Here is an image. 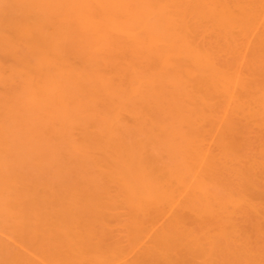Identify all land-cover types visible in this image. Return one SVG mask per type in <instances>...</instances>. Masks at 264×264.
Returning a JSON list of instances; mask_svg holds the SVG:
<instances>
[{
	"label": "bare ground",
	"instance_id": "1",
	"mask_svg": "<svg viewBox=\"0 0 264 264\" xmlns=\"http://www.w3.org/2000/svg\"><path fill=\"white\" fill-rule=\"evenodd\" d=\"M82 1L84 2L82 5L83 7L81 6L83 8V11L80 9L79 10L83 13V18L82 19L80 18L79 20H81V22L83 21L82 22L83 25L82 24L81 25L83 26L82 28H84L85 32L87 31V34L89 36H91L90 35L91 33L93 34V36H91L92 41H91L90 45H92L93 48H95V49H93L94 51L93 50L92 51L95 52V54L94 53L93 54L95 55L96 58L94 56H92L93 54H91V55L88 54L89 59H87V60L84 59L85 63L83 62L81 64H77V63H75V61L74 62L71 61L70 63L67 62L68 60L63 61L62 63L65 64V62H66V65L62 66L63 68L65 67V69H63V72H61V73H57V71H56L57 69L55 68V66L54 67L51 66L52 67L51 70L53 68L56 69L55 73H54V69H53V72L51 70H49V72H51V73L47 72L44 74L40 73L37 75H36V73H34L35 75L31 74V75H34L32 77L30 75V77H31L30 79L33 80V84H32V87L30 88V92H28L29 93L28 97H29L30 101L32 102V104H40V103L46 102L47 106H50L49 103H51V105H53V104L55 105L57 103L60 105V103L63 101L62 99L64 97V96L61 97V95H62L61 93L64 90V88H66V87L71 88L74 86L76 87L77 85H79V83L82 79H85V80L89 79L90 80V76L91 77H94V76L97 77L96 80L94 78H91V81L94 79L93 81H95L96 83L101 85V87H104L103 89H105V90L107 88L110 90V86H112V87L119 86L120 88L125 86V88H127V89L125 90L124 95H122V93H121V98H123V96H124L125 100L123 99L124 102L122 101V103L118 102L120 105H116V106L114 105V108L111 109L113 111V112H111L112 115L111 116L108 115V117L106 118L107 114H111V113H108L109 112L108 110H106L107 113L104 114L105 118H103L104 116H102L101 113H100L101 114L100 116H97V117H99V119H100V117L103 118V121L108 123V127L105 129L109 130V133L107 132V135L109 134L110 136H112L113 132H116L114 130L115 126L117 127V124L120 123V121L122 120L121 111L124 110V108L125 109L128 108L130 110L129 113L131 114V116H133V118L137 122V124L145 121L146 123L144 125L147 126L146 119L147 118L152 119V115L151 116H150V114L146 115V114H144V112H143V114L140 113V109H138V107H137L139 105L133 106L136 103L135 100H137L139 98H143L144 96H147V95L149 97L158 96V93L162 92L165 88L162 84L163 81H166L165 74L169 76L170 74H168V73H170L172 70L173 71V72H171L172 74L175 72H177V74H178V72H180V71H181L180 73H182V71H183V72H185V75L187 77V78H185V79H187V81L184 83L183 82L178 83V84L176 83L177 86H176V84L175 85L171 84V85L179 87V88H177L175 90L176 91L175 94H174V92H171L175 97L173 96V98L170 99V100H173V103H171V102H169V103H171V105L174 108H172L170 106L169 107H170V109L171 108L174 109L173 110L175 112L174 115L179 117L180 121L183 120V122H184V120L185 121L189 120V123H190V121L194 122V121L198 120V122H200L199 121L200 118H204L205 113H206V110H204L203 105L201 103L208 105L209 108H210V106H213V107H211L210 110L213 109V111H214L216 109L218 112L219 109L217 108L216 105H215L216 108L214 109L215 102H213L214 104L213 103L211 104L209 101L211 98V96L209 94L211 92H208V91L210 89L213 91L215 89H219L220 84L222 85L221 88H223L224 87L223 84L224 85L228 84V83L230 84V82H232V84H233V82H235L237 84V86H238V84H241L243 86V88H246V89L248 87H251L250 89H252L253 86L257 88L255 93L252 92V91H255V89L251 91L248 88L251 92L246 91L245 96L247 98L246 97L245 98L247 99V101L250 99L252 100V98L255 99L254 98V97H256L255 95L258 94L257 95L258 100L263 105V107H262L263 110L262 111L260 110L261 113L258 114V116L260 115L262 118L259 117L260 120H258V118H257L258 123H259L258 125L264 123V87H260L258 85V82H260L261 79H260V81L257 82V79H256L257 77L254 78V76H256V74H257V71L258 70L260 71L261 68L258 67L259 68L258 69L257 67H255L256 65L254 64L253 56H252V61H250L251 63H249V65H248V70H249L248 72H249V75L252 76V78L251 77L247 78L248 80L242 79L241 72H240L241 69L240 70L238 69V66H239L238 64H240L239 61H236L235 60L236 58H235L234 60L238 64L235 63V61H233V63L230 61L227 62L228 58L227 59L224 58L227 56H225V53H223V51L220 54H224V57L222 55V57L224 59L220 58L219 52L218 53L216 52L217 50L215 51L216 52L215 53L212 50L209 51V50H206V48L203 49L205 47V45L202 47V45L200 46L199 45L200 43H198V42L197 43L199 46L196 45L197 43H195V41H196L195 39H196V36L199 35V33L196 34V32H198V31L194 29V28L197 29V27L201 25L202 29H205L207 31H208V29H211L212 31H215L217 33V35H219V37L222 35L224 38H226V35H227V37L229 38L232 35L231 34L232 31L236 32L235 29L238 30V28L242 33H244L243 35L248 36V34H250L253 30H255L256 26H260L259 24L257 25V23L262 22L263 30H262V33H261L259 39L264 41V3L263 2H262V5L260 4V6L258 8V6H257L258 4H256L257 0H154L155 5L154 4L151 5V3H149V5H145L143 3L144 6H143V4H140L141 6L138 4L140 6L138 8V6L136 7L135 5H133L134 3L128 2L129 0L128 1L127 0H82ZM148 2H150V1H148ZM259 2L260 1H258L257 3H259ZM140 8H142V10H140ZM82 13H81V16H82ZM140 13H142L147 18L152 16V15L157 14L160 18V21H161V19L165 20V22L161 21L164 24H166L165 26H163V28L165 27V29L163 30V32H165V34L156 32L155 29H152L151 26H150L151 28H149L146 25V21H148V20L145 21V24L143 21V26H142L141 18L143 16L141 17V15H139V18L141 20V25H140V21L136 20L138 14H140ZM81 16L79 15V17H81ZM144 19H146V18L144 17ZM194 25L195 26L198 25V26L195 27ZM141 26H142V28L140 29ZM168 27H173V29L172 28L168 29ZM29 28L31 29V27H28V25L25 26V29L28 30ZM151 29L154 31H152ZM198 29H200V28L198 27ZM257 29H258V27H257ZM108 30H110L112 32L116 31L119 36L117 35L115 37L114 35L113 36L111 35L112 36L111 37L110 34L109 35L107 34L109 32ZM193 31H195L194 34H196L195 38L193 36L194 34L192 33ZM202 31H204V30H202ZM207 31H206V34H207ZM26 32H28V31H25L24 33H26ZM199 32H201V31H199ZM208 33H213V32L210 31ZM202 34H201V36H202ZM228 34H229V36H228ZM213 36H214V33H213ZM93 37H94V39H93ZM198 37L199 36H197V38ZM93 40H95V41H93ZM259 43H260V41H259ZM263 45H261L262 46L261 50L264 52V50L262 49V48H264ZM222 47L223 46L221 45V48ZM259 47H260V45H259ZM209 48L210 47H208V49ZM215 48H217V45ZM218 48H220L219 45H218ZM261 50H259V51H261ZM257 51H258V49H257ZM257 51H255V52H257ZM225 52H227V51H225ZM98 56H101L102 58L98 57ZM263 56H264V54H263ZM70 58H72V57H70ZM146 58L147 59L148 58L154 59L153 66H149L147 63H145L143 61V60H145L148 62L149 59L146 60ZM72 60H74V58ZM237 60H240V59H237ZM76 62H78V61H76ZM57 63H58V61H57ZM101 63H102V65H106L108 67V69L106 70V68L104 69V67L102 66L103 67L102 69H104L106 71L103 70L104 71V74H103V71L101 69H97V70H99L98 75H97V71H94L93 69L97 68V66L95 67L96 64H101ZM143 63H145L144 66H143ZM49 68H50V66H49ZM89 68L92 71H90ZM90 72L92 74H90ZM100 72H101V74H100ZM166 72H168V73H166ZM86 73H88L89 75H87ZM258 73H260V72H258ZM87 76H89V77H87ZM176 76L177 75H175V77ZM181 79H182V77H181ZM85 80H83V82ZM88 81H86L87 84H88ZM91 81H89V84ZM115 82H116V84H115ZM93 84H94V82H93ZM232 84H230V88L234 87ZM188 85H190L191 86L190 88L191 89L193 88V90H191V89L185 90L184 88L185 87L187 88ZM192 86H197V87L204 86L205 90L202 88H199L196 90V88L192 87ZM217 86H219V88H217ZM225 86H226V88L229 89L228 85H225ZM168 87H169V85L166 86V88H168ZM169 88H168V91H170V90L173 91L175 89L174 87H173L174 88L173 90L169 89ZM194 88H195V90H194ZM226 88H223V89H226ZM234 88H236V87H234ZM78 89H80V88H78ZM99 90H100V88H99ZM111 90H113V89H111ZM199 90L200 91L204 90L203 92H208V94L205 96L204 95L199 96V94H196L197 92H200ZM241 90H243V89H241ZM233 92L234 91L231 90L227 94L232 93V95H233L234 94ZM63 93H67V92L65 91ZM238 93H240V91ZM163 94H165L164 91H163ZM208 95H209V97H208ZM232 95H231V97H232ZM69 96H70V94H69ZM71 96H72V94H71ZM91 96H93V95H91ZM66 97L68 98V96H65V98ZM233 98H235V97H233ZM231 100H233V99H231ZM120 101H121V99H120ZM116 102L114 101V103H116ZM181 102L182 103L184 102L185 104H187V105H185L189 110L187 112V114H186L187 110L185 109V106H183L184 103L182 104ZM241 102H243V101L241 100ZM245 102H246V100H245ZM248 102H250V101H248ZM149 103H150V101L147 102L146 104H149ZM169 103H167V104H169ZM249 104H251V103H249ZM249 104H246V105H249ZM42 105H44V104H42ZM149 105H151V104H149ZM222 105H223V102H222ZM242 105H243V103H242ZM106 107H108V105ZM139 108H140V106H139ZM150 109H151V107H150ZM182 110H184V111L182 112ZM220 111L225 112L224 109L220 110ZM220 111L218 113L222 114V112H220ZM184 112H185V114H184ZM235 112H237V111L235 110ZM169 114H170V112H169ZM207 114H209V111ZM220 114H218V115H220ZM223 114H222V116H223ZM252 114H254V113H252ZM261 114H263V115H261ZM234 115H235V113H234ZM214 116H217V115L214 114ZM153 117H154V115H153ZM164 117H166V114L164 115ZM223 117H225V116H223ZM223 117H222V119H223ZM226 117H230V116H226ZM232 117L234 118V116H232ZM255 117H256V115H255ZM173 118H176V117H173ZM220 118H219V120L218 119L217 120L221 122ZM90 119H91V117H90ZM205 119H206V117H205ZM208 119H210V118H208ZM211 119H213V116L211 117ZM227 119L228 118L225 119L226 124L223 122L224 127L221 124V129L223 128V130L220 132V134L218 136L217 142H219V148H218L219 150H217L218 152L216 151L215 154H212V153L209 154L208 152H206L209 150L205 151V149H206L205 147L203 148L200 145H198L199 148L197 150L193 149V150H196V152H194L192 155L191 154L192 153L191 148L194 145L189 144L190 140L189 141L187 140V138H189V137H188V135L186 136L185 143L188 141V143H186L187 147H188V145H190V147H191V148L189 147L190 149L188 148L189 149L188 152H189V154H191V156L194 159V160L191 159V161H193V163L196 164V165L193 164L195 166L191 165L189 168L191 169V171L193 170L192 167L197 168V169H194V171H193V177H192L193 178V184H191L192 185L191 187H193V185L195 184L194 186H197L199 189L198 193H196L197 192L196 188L193 187L192 189H194L195 190L194 192L196 193V194H193V197L191 196V193H194V192H191L190 195L188 194L189 196H191V198H189V200L187 198L188 201L185 200L186 202L183 201L182 202L183 205H181V206H180L181 202L178 201L177 204H179L180 208L181 207L182 208L181 209L175 208V209H177V212L173 215L171 220L167 217V219L170 220V223L168 221L169 225L164 224V226L165 225L166 226L165 227L163 226V228L161 227L162 230H161V228H159L160 233L157 234V236L153 235V237L154 238L156 237L157 239L153 240V245L147 249L148 250L147 252H144V249H143V254H142V252H140L142 255L138 254L135 256L136 258H134L132 261L128 260L129 262L126 261V263H125V261H123L124 263L122 262L120 264H196L192 260L196 259L195 256L199 257L198 253L197 254L195 253L197 248L195 250H193V248H191L189 246L191 248L189 250L188 247L187 248L185 247L186 251H188V252L183 255L182 254L183 250H181L182 248H180L181 247L180 241H182V242H185V241L183 240L184 238L183 239L180 238L182 236H185V238L186 237L187 238L192 237L193 240L194 241L197 240V242L200 239H201L200 242H202V240L205 239L207 242L204 241V243L209 242V245L211 247V252L213 253V254L211 253L209 255H214V253H215L214 248L215 249L219 248V250H221L220 247L223 246L222 251L221 252L219 251L221 254H224L223 258L222 257L220 258V256H219V258L222 259L223 261L222 260L218 261L219 259L217 258L218 259L217 261L213 260L215 262V264H229V263H231V264H233V263L234 264H264V242H263V245L261 243L258 245L257 239L254 240L255 243L251 239V237L255 236V235H257L258 238L264 236V206H262L263 200H264V190L262 189V186H264V185L261 182L262 178H263V177L261 178V173L264 175V142L258 144V146L256 145L257 147H255V150H256L255 153L251 152V149H254V148L250 147V145H252V144L249 142V140H248L249 138H247L248 133H249L248 132L249 130H246L248 128V127L246 128L247 125L239 126V125H237L238 123L235 120H233L231 118L228 120ZM251 119H253V118H251ZM87 120H89V119H87ZM99 121L103 122L101 120H99ZM151 121H153V120H150V122ZM161 121H162V119H161ZM207 121L208 122L210 121V123L212 121H214L213 124H216L215 123V121H216L215 117H214V120H207ZM255 121H256V119H255ZM86 122H88V121H86ZM89 122H90V120H89ZM100 122H99V124H100ZM121 122H123V121H121ZM156 122H157V120L154 122V124ZM158 122H159V120H158ZM210 123L208 125H210ZM161 124H162V122H161ZM196 124H198V123H196ZM246 124H247V122H246ZM152 125H153V122H152ZM199 125H200V123H199ZM158 126H159V124H158ZM261 126H263V124L260 125V127ZM212 127H210L212 130H216V128L213 129ZM244 127H245V129H244ZM3 128H4L3 125L0 124V184L2 185V187L6 186L7 188H11V187L14 188L16 185L14 182L15 176L12 173L8 172L9 170L6 168V164H5L6 162L4 161V157L8 154L7 153L8 151L6 149L7 147H5L6 144H4V141H3L4 139H2L1 132L3 131L2 130ZM155 128H157V127H155ZM262 128H264V126ZM211 129H210V134L212 131ZM200 130H203V129H200ZM199 132H201V131H199ZM203 132L204 131H202V134H205ZM208 133H209V131H208ZM246 133H247V135H246ZM194 134H195V132H194ZM194 134H193V136H191V138H193V140H194V137H196V136H194ZM206 135H207V133H206ZM117 137L118 136H116V138ZM201 138H203V137H201ZM201 138H200V140H201ZM260 138H262V137H260ZM195 140H197V138H195ZM195 140H194L195 143L196 142L201 143V142H198ZM243 140H245L246 142L248 140L249 146L247 143H245L246 146H244L245 141L243 142ZM250 140H252V139H250ZM115 142H118V141H115ZM257 142L259 143V141H257ZM206 144H207V142H206ZM102 146H105V143H104V145L102 144ZM106 147L110 148V146H107V145H106ZM115 147H112V148H115ZM119 147H122V146H119ZM119 147H117V148L119 149ZM187 147H186V151H187ZM79 148H80V146H79ZM124 148H126V147L124 146ZM129 149H131V148H129ZM89 150H91V148ZM134 150H135V148H134ZM186 151L184 153H186ZM239 151L240 152L242 151L241 153L243 155H245L246 158H248L247 159L248 161H245V162L243 161L240 164H234L235 162H233L232 160L237 161L235 157L237 155H238V157H240L239 155H241V153L239 154L238 153ZM127 152H130V151L128 150ZM138 152H137L136 157L133 155L136 153H133L132 157L126 158V155H125V158L123 156L124 159L122 158V159L113 160V161L117 162V163H115V165H116L115 167H117V169H116L117 174L116 173L114 174L116 176L115 178L119 182L118 185H120V187L124 190L125 194L127 195L126 196L127 197L126 202H128V204H129L128 206L130 207V208L129 207L127 208L128 214L126 213L128 215V217L130 215V218H129L130 220H128V221H131V224H130V222L127 221L129 224L128 227L130 225L132 226L133 229L136 227V232H135V229H134V231H132L133 229L130 228L131 226L129 227V229H131L130 232H134L133 234L129 232L130 235L131 234L134 235L133 236L134 238L132 237L133 239H131L129 237L133 243V244L130 243L131 245H133V247H130V250H133L131 248L136 249V247L142 246L143 243H141V241H143L144 238L147 236V234L149 235V233L152 230V227H150V226L156 225L155 222L158 223V221L161 220V218L165 217V215L168 212H170V210L174 206L176 207V205H177V204H175L177 202L176 201V195H175L176 191L169 186L170 180H167V182H165L163 180V177L159 175L160 170L158 172L159 174L157 173V168L155 166L157 164L155 163L154 166L150 165L149 162L146 164V162H145L146 160L143 159L144 157L141 158L143 154H141V157H140ZM209 152H213V151L210 150ZM106 153H107V151H106ZM110 153L113 154L114 151H112ZM110 153L108 152V154H110ZM184 153L182 152V154H184ZM235 153H236V156L233 157ZM108 154H106V155L108 156ZM117 154H119V153L116 152V156H117ZM114 155H115V153H114ZM121 156H122V153H121ZM182 156H183V158L189 157V156H184V155H182ZM108 157H111V156L109 155ZM232 157H233V159H232ZM245 157H244V160L246 159ZM105 159H106V157H105ZM238 160H243V159L239 158ZM191 161H190V159H188V160H185V163L186 162L191 163ZM185 163L183 165H186ZM183 165H181V167ZM176 166L178 167V165H176ZM112 167H114V166H112ZM169 168H171V167H169ZM178 168L177 169L175 168L176 170L168 171V173H169L168 176H170L169 178L172 179V176L176 175L177 180L179 182H182L184 185L185 184L187 185V182L189 180L187 181L185 178H182L183 176L182 177L179 176L181 174L180 173L181 169L180 168L178 169ZM185 169H187V167ZM113 170H115V168ZM183 170H184V168H183ZM164 173H166V172H164ZM188 173H189V171H188ZM208 178L211 180L210 183L208 181ZM263 180H264V178H263ZM189 183H190V181H189ZM219 184H222V189H221V186H219ZM3 185H5V186H3ZM189 186H190V184H189ZM224 186H225V188H224ZM178 187H179V185H178ZM217 187H219L220 189ZM181 188H180V190H181ZM188 189H189V187H188ZM192 189H191V191H192ZM19 190H17V191H19ZM183 190H182V192H183ZM5 191H7V190H5ZM124 192H122V193H124ZM72 193L71 194L68 193L69 196H71ZM108 193H111V192H108ZM7 194H9V193H7ZM21 194H18L19 197L17 200L21 199L20 198ZM33 194L36 195V196H32V198H34V197L36 198L35 201H31V199H30L31 197H29L28 195H27L28 196L27 197L24 194H23L24 196H22L24 199H21V200L24 201L25 197H27L32 202L31 203L27 199L30 202V204H32V205L36 204V205L31 206V207H33L31 210L28 207L29 204H27L28 206L25 205L27 207H24V208H29V210H30L29 214L33 215L34 218L36 217L35 218L36 220H34V218H32L33 221L31 222V223H33L36 221L35 224H32V226L35 225L34 227H32L33 233H31V231H30V233L32 235V240H34V241L32 243L29 242L30 241L29 238L27 239L29 241H26V242H29L31 244V246L29 245L30 247H33L30 249H33V253H34L33 255L34 256L33 255L27 256V254L25 255L24 253L23 254L21 253V255H22L21 256L20 254L15 252L14 256L16 257L18 254V256L16 258L19 260L15 264H94V263L101 264L102 263L101 261H103V260H105L104 263L106 261L108 262L106 264H109V262L112 264L114 262L113 260L117 261V259H115V257L117 258V256L111 257V259L108 258L109 261L106 260L108 255L111 256L112 253L115 252V251H113L112 253L111 252L109 253L110 247H112L111 244L114 245V244L120 243L121 245H119V247L120 246L122 247V241L123 242L127 241V239L119 237L118 235H120V234H119L118 230H117L118 235L116 236L114 234L113 230H111L109 232L110 229H108V228L104 229L103 227H100L101 225L103 226L104 223H106L105 219H103V220H105L104 223L102 222L103 220L102 221H99V219L97 220L98 217L100 218L101 214H103V216H102L103 218L106 215L107 216V217H105L106 219L107 218L110 219L111 216L116 215L117 211L116 210H115V212L113 211V209H116V208L112 207L113 203H115L116 200H114L115 202L111 201L112 204L109 201L110 205H107L106 206L107 208L104 207V209H105V210L103 209L104 211H102V209H100L102 212H100V210H98L97 207L101 206L102 204L103 205H105L106 203L108 204L107 195L105 196L106 197V199H105L106 203H104L105 200L102 202L99 201L98 206L94 207V205L97 204L96 200H94V203L96 202V204L92 203V206L95 209L93 208L94 210L92 211L93 212L92 216H89L88 218H86L84 216L85 215L84 213L87 210L85 211L83 206H81L83 208L78 207L76 209L70 207L71 208V210H70V208L68 209V207H67L68 206V203H67V204H65V206H62V207H67V209L61 208L60 213H58V214H60L58 216H61L62 215L61 211H62V209L64 210V213H63L64 215H62V219L58 220V219H60V218H58L57 220H55L57 223H55V222L53 223L54 220L50 219V215H48L49 217L46 216L48 221L50 220L49 222H47L46 221L47 219L45 218V215L47 213L46 210L48 209L47 211H49L50 207L46 208V210H44L45 208L42 210L39 209V207L36 208L38 205H41V204H42L41 206H43V205L47 206V205H45L44 202L41 201L42 197L41 198L39 197L40 198L39 200L42 203L40 204V202H39V204H37L39 201L37 199L38 198L37 195H39V194H36V193H33ZM79 194L80 193L78 192V195ZM73 195H75V194H73ZM76 196H74V198H73L74 200L72 199L74 201V203L76 201L78 202L79 198H80V196H79V198H76ZM83 196H85V195H83ZM113 196H114V194H113ZM67 197L68 196H66V199H67ZM261 197H263V198H261ZM108 198L110 199V195H108ZM111 198H113V197H111ZM98 199H99V197H98ZM257 199H260L261 201L260 200L258 201ZM49 200H50V197L45 202H47V203L51 202V200L50 201ZM64 200H65V198H64ZM120 200H118L116 203H118ZM178 200H180V199H178ZM67 201H68V199H67ZM81 201H79V202H81ZM122 201H124V199ZM18 202H20V201H18ZM84 202H87L86 199ZM120 202L118 204L113 205V206L118 205L119 207H122ZM126 202H123V203H126ZM14 204H15V202L13 203V205ZM63 204H64V202H63ZM73 204L71 203V206ZM19 205H18V209H19ZM41 206H40V208L44 207V206L43 207H41ZM102 206L100 208H103ZM108 208H111L112 211ZM107 209H108V211H107ZM129 209H130V211H129ZM95 210L96 211L98 210L100 213H98V215H96L97 212H95ZM58 211H59V209H58ZM105 211L108 213H106ZM110 212H112L111 215L109 214ZM113 212H114V215H113ZM118 213H120V211ZM120 214H122V213H120ZM126 214H122V215L125 216ZM52 215H54V217L56 216L54 213ZM52 215H51V218L54 219L52 217ZM41 219H44L45 220L44 222H46V223H42L43 221ZM108 219H107V221H108ZM40 220L42 222L38 223V222H40ZM119 220H121L120 216H119ZM51 221H52V225L49 224V223H51ZM97 222H100L101 225L99 226V224ZM248 222H250V224ZM126 223H125V225L127 226ZM166 223H167V220H166ZM97 224L99 227H97ZM27 226H25V228ZM108 226H109V224H108ZM105 227H107V226H105ZM53 228L55 231H53ZM51 229L55 233H52V231H51V233H49V231ZM129 229H126V230L129 231ZM253 233H255V234H253ZM107 236H109L108 238H110L112 236L111 238H113V240H111V238H110V240H108ZM120 236H122V235H120ZM153 237H151V238H153ZM23 238H24V236H23ZM114 239H115V241H114ZM122 239H124V240H122ZM262 239H263V237H262ZM258 240H260V239H258ZM110 241H111V243H110ZM256 241H257V243H256ZM263 241H264V239H263ZM2 242H3V240H2ZM37 242H39L38 244H41V248L43 247V250L41 248L39 250L40 245H37V247H36ZM33 243H36V244H33ZM137 243H139V244H137ZM140 243L142 245H140ZM151 244H152V241H151ZM183 244H186V242ZM220 244H222V245H220ZM250 244L253 248L250 246ZM125 245L126 244H123V246H125ZM138 245H140V246H138ZM162 245H164V246L162 247ZM178 245H180V247ZM209 245H208V247H209ZM261 245L263 246V249H261L262 248ZM3 246H5V245H3ZM233 246H235V247L232 248ZM45 247H48V249H45ZM160 247L165 248V251L163 249H161ZM178 247L180 249H178ZM236 247H237V249H236ZM35 248L36 249L38 248L36 253L34 252V250H36ZM113 248L115 249V247H113ZM120 248H118V249H120ZM204 248H202V250ZM207 249L209 250V248H205L204 250L207 251V253H208ZM231 249H232V251L230 252ZM157 250H159V251H157ZM213 250H214V252H213ZM38 251H40V254H38ZM125 251L126 250H124V252L121 251L122 254H124ZM145 251H146V247H145ZM189 251H191V252H189ZM205 251H201V253H203ZM217 251H218V249H217ZM227 251H228V254H227ZM233 251H234V253L236 252L237 256H235ZM121 252L119 251V253H121ZM223 252H225L226 255ZM239 252H240V254H239ZM105 253H107V254L109 253V254L105 255ZM209 253H210V251H209ZM204 254H203V256H204ZM227 255H228V257H227ZM104 256H105V258H104ZM113 256H114V254H113ZM224 256H225V258H224ZM238 256H240V257H238ZM124 257H126V255H124ZM234 257H235V260H234ZM207 258L208 259L205 258L206 263L208 262V264H214V262L211 260L212 257L208 256ZM119 259L122 260V258H119ZM13 260H11V261L13 262ZM110 260H112V262ZM204 260L202 258V261H204ZM232 260H234L235 262ZM236 260H237V262H236ZM221 261H222V263H221Z\"/></svg>",
	"mask_w": 264,
	"mask_h": 264
},
{
	"label": "rangeland",
	"instance_id": "2",
	"mask_svg": "<svg viewBox=\"0 0 264 264\" xmlns=\"http://www.w3.org/2000/svg\"><path fill=\"white\" fill-rule=\"evenodd\" d=\"M148 1H150V2H148ZM258 1H260V2L257 3ZM128 2L134 3L133 5H135L136 7L138 6V8H139L141 6L140 4L144 3L145 5H149V3H151V5H153L155 1L154 0L153 1L152 0H129ZM262 2L264 3V0H257L256 1V4H258L257 5L258 8H259L260 4L262 5ZM83 3L84 2L82 0H0V124L3 125V127H4L2 129L3 131L1 132V134H2V139H4L3 140L4 144H6L5 147H7L6 149L8 151L7 152L8 154L5 157L4 156L3 157H4V161L6 162L5 163L6 168L9 170V171L8 170L7 171L9 173H12L15 176L14 182L17 185V186L15 185L14 188H12V187L7 188L5 185H3L6 187L5 188V187H2V185L0 184V188H1L0 189V239H1L0 240V242H1L0 243V264H15L16 262L19 261L16 257L18 256V254L21 255V253L22 254L24 253L25 255L27 254V256L34 254L33 249H30L33 247H30L31 244L29 243V242L32 243L34 241V240H32L31 233H33L32 227L35 226V225L32 226V224H35V222H36L35 221V222L31 223L33 221L32 218H34V217H33V215L29 214L30 210L33 208L31 206L36 205V204H33V205L30 204L31 201H35V199H36L35 197L32 198V196H36L33 193L39 194V195H37L38 196L37 199L39 200L42 197L41 201L44 202L45 205H47V206L43 205L44 206L43 207V206H41L42 202L40 200L39 201L37 200L38 201L37 204H39V202H40L41 205H38L37 207L35 206L36 208L39 207V209H41V210L45 208L44 210H46V208L50 207L49 211H47L48 209L46 210L47 213L45 215V218H46V216L50 215V219L54 220L53 223L54 222L57 223L55 220H57L58 218H60L58 220L62 219V215H64L63 209L64 208L67 209V207H68V209L70 207H72L74 209H76L78 207H80V208L84 207L85 211L87 210L84 213L85 214L84 216L86 218H88L89 216H92V213H93L92 211L95 209L94 207L98 206L99 201L100 202L104 201L106 199V197H105L106 195H107V199H108V204L106 203V200H105L104 203H106V204L103 205L101 203L103 205V206L101 205L103 208H100L101 206H99V207H97L98 210L102 209V211H104L105 210L104 207H106L107 205H110L111 201L115 202L114 200H116V202H117L118 200L121 199L120 200L121 202L120 201L119 202L121 203L122 207H119L118 205L113 206V205L119 203V202L118 203L115 202V203H113L112 207H114L116 209H113V208L112 209L114 212L116 210L117 213L120 211V213H122V214H126V213L128 214L127 208L129 207L128 206L129 204H128V202H126V200H127L126 196L127 195L125 194L124 190L120 187V185H118L119 182L115 178L116 176L114 174L115 173L117 174V170H116L117 167H115L116 166L115 163H117V162H115L113 160L122 159L123 156L125 158V155H126V158L132 157L133 153H136V154H133L136 157L137 152L139 151L138 153H139L140 157H141V154H143L141 158L144 157L143 159L146 160L145 161L146 164L148 162L150 165H153V166L155 165V163L157 164V165H155L157 168V173L160 170V172H159L160 174L159 173L158 174L163 177V180L165 182H167V180H170L169 186L176 191L175 195H176V201L177 202L175 204H177L179 201V202H181V204H180V206H181V205H183V203H182L183 201L187 200V198L189 200V198H191V196L193 197V194L198 193V190H199L197 186H194L195 184L193 185V187L196 188V191H197L196 193L194 192L195 190L192 189L193 187H191L192 186L191 184H193V178H192L193 177V171H194V169H197L195 167H192L193 170L191 171V169L189 168L191 165L195 164V163H193V161H191V159H193L191 154L193 155V153L196 152V150L199 148L198 145H200L203 148L205 147L206 148L205 151L206 150H209V151L212 150L214 152L213 153V152L206 151L209 154L210 153L215 154V152L217 150H219L218 149L219 148V142H217L218 136H219L220 132L223 130V128L221 129V124L224 127V123L226 122L225 121L226 118H228V119L231 118V119L235 120L238 123L237 125H239V126L247 125L246 128L247 127L248 128L246 130H249L247 138H249L248 140L252 144V145H250V147L254 148V149H251V152L255 153V151H256L255 147H257L258 144L264 142V137H263L264 136V128H262L264 126V123L261 122L263 124V126H261V127H260V125H262V124L258 125L259 124L258 120H260L259 117L262 118L260 115L258 116V114L261 113L260 110L261 111L263 110V108H262L263 105L258 100V96H257L258 94H256V95L254 94L256 92V89H257L254 86L252 87V89H250L251 87H248L251 91L255 89V91H252V92H254L253 94L256 96V97H254L255 99L252 98V100L251 99L248 100L250 102L247 101V99H246L247 97L245 96V92L246 91L248 92L250 90L248 88L247 89L243 88V86L241 84H238V86H237V84L235 82H233V84H232V82H230V84H232L234 87H236V88H234L231 86L233 89L230 88V84L228 83L225 85H228L229 89L226 88V86L224 84H223V86H224L223 88H226V89L221 88L222 85L220 84V88H219V86H217V88H219V89H215L214 91L211 89L209 91L207 90L208 92H211L209 94L211 96V98L209 100L210 103L212 104L213 102H215V104L213 103L214 109L216 108L215 107V105H216L217 108L219 109L218 112L220 110H223V109L225 111V112L220 111V112H222V114L224 113L223 116H225V117H223L222 114L218 113L216 109L214 111H213V109L210 110L211 107H213V106H210V108H209L208 105L201 103L203 105L204 110H206V113H205L206 119L207 120H214V117H215L216 118V121H215L216 124H213L214 121H212L211 122L212 124H211L210 121L208 122L205 119V117L200 118V120H199L200 122H198V120H196L194 122L190 121V123H189V120H186V121L184 120V122H183V120L180 121L179 120L180 118L174 115L175 112L173 111L174 109H172L174 107L171 105V103H173V100H170V99H172L174 96L171 92H174V94H175V92H176L175 90L177 88H179V87H176L177 84L181 83V82L184 83L187 81V79H185L187 77L185 75V72H183V71H182V73H180L181 71L178 72V74H177V72L172 74L171 73V72H173L172 70H171V72L169 71L170 73L166 72L170 75L168 76L165 74L166 81H163V83H162L163 86L165 87L163 90L165 92V94H163V91H162V92L158 93V96L149 97L147 95V96H144L143 98H139V99L135 100L136 103L133 106L139 105L140 108H139V106H137V107H138V109H140V113L143 114V112H144V114H146V115L147 114H150V116L152 115V119L151 118L146 119L147 126L144 125L146 123L145 121L144 122L140 121L141 123L137 124V122L134 120L133 116H131V114L129 113L130 110L128 108H126V109L124 108V110L121 111V117H122L121 121H123V122L120 121V123L117 124V127L115 126L114 130L116 132H113L112 136H110L109 134L107 135V132L109 133V130L105 129V128L108 127V123L103 121V118H105L104 114L107 113L106 110L109 111L108 113H111V112H113L111 109L114 108V105L116 106V105H120L119 103H122L124 96H123V98H121V93H122V95H124L125 90L127 89V88H125L124 85H123L124 87H121L122 88L121 89L119 86H114L112 84L114 87L110 86V90L106 87L107 89L105 90V89H103L104 87H101V85H99L98 83L93 81L94 79L96 80L97 77H95V76L91 77L90 76V80L89 79H86V80L82 79L81 80L82 82L80 81L79 85H77L78 87L77 86L71 87L72 89L70 87H66L67 89L64 88V90L67 93H63V92H65L64 90L61 93L62 94L61 97L64 96L62 100L66 101V102L62 101L60 103V105L62 104L61 105L62 107L58 103L55 104L56 106L54 104L51 105V103H49L50 106H47L46 102L40 103V104H32V102L30 101V99L28 97L29 96L28 92H30V88L32 87V84H33V80H31L30 78L35 75L34 73H36V75L40 74V73L44 74L47 72L51 73V72H49V70H51V68L54 66L57 69L56 70L53 68L54 73H55V70L57 71V73H61V72H63V69H65V67L63 68L62 66L66 65V62H65V64L62 63L63 61L68 60L67 61L68 63H70L71 61L72 62L75 61V63L81 64L83 62L85 63V60L89 59L88 58L89 55H91L93 53L95 54V52H93L94 51L93 49H95V48H93V46L90 45L91 41H92L91 36H93V34L91 33L90 34L91 36H89L87 34V31L85 32L84 28H82L83 27L82 26L83 21L81 22V20H79L80 18L81 19L83 18V13L80 11V10L83 11V8H82ZM144 4H143V6H144ZM140 10H142V8H140ZM80 12L82 13V16H81ZM79 15L81 17H79ZM139 15H141V17L143 16L141 18L142 26H143V21L145 24V21L148 20V21H146V25L149 28L152 27V29H155L156 32L165 34V32H163L165 27L163 28V26H165L166 24L161 22V21L165 22V20L161 19V21H160V18L157 14L152 15L153 17L150 16L148 18L146 16H144L142 13L138 14L136 20H139L140 25H141V20L139 18ZM144 17L146 19H144ZM260 23L259 22L257 23V25L259 24L260 26H256L255 30H253L250 34H248V36L243 35L244 33H242L238 28L239 31L237 29H235L236 32L232 31V33H231L232 35L229 38L227 37V35H226V38H224L222 35H221L222 37L221 36L219 37V35H217V33L215 31H212L211 29H208V31L205 29H202L201 25L200 26L197 25L200 28V29H198V27L195 26L196 25L195 24L194 26L197 27V29L196 28H194V29L198 31V32H196V34L199 33V35H197L199 37L197 38V36H196L195 43H197V42L200 43L199 45L200 46L202 45V47L205 45V47L203 49L206 48V50H209V51L212 50L215 52L217 50L216 52L217 53L219 52V54L222 53V51H223V53H225V56H227V57H224V54H220L219 56L222 59L228 58L227 59L228 61L226 60L227 62L230 61L233 63V61H235V60L239 61L240 64H238L236 61H235V63H237L239 65L238 69L239 70L241 69L240 72H241L242 79H247L250 77L252 78V76H250L249 72H248L249 71L248 65H249V63H251L250 61H252V56H253V59H254L253 61H254V64L256 65L255 67L261 68L260 71L258 70L259 68L257 69L258 71H257L256 76H254V78L257 77L256 78L257 82L260 81V79H261V81L258 82V85L260 87H264V79H263L264 78V61H263L264 60V56H263L264 52L261 50V47H262L261 45L264 44V41L259 39L260 35L262 33V30H263L262 22H260ZM27 25H28V27H31V29L29 28L31 31L29 29L28 30L25 29V26H27ZM142 26L140 27V29L142 28ZM257 27H258V29H257ZM169 28L173 29V27H168V29ZM202 30H204V31H202ZM23 31L24 32L28 31V32L24 33ZM108 31H107L108 32L107 34L108 35L110 34V36L114 35L116 37L118 35V33L116 31H114V32H112L110 30H108ZM152 31H154V30H152ZM199 31H201V32H199ZM206 31H207V34H206ZM210 31L214 33V36H213V33H208ZM192 33L194 34L195 31H193ZM196 34L193 35L194 38H195ZM201 34H202V36H201ZM228 36H229V34H228ZM93 39H94V37H93ZM93 41H95V40H93ZM259 41L261 44L259 43ZM198 43L196 45H198ZM216 45H217V48H218V45L220 48H221V45L223 47L221 49L218 48L220 50L219 51L217 48H215ZM259 45H260V47H259ZM207 46L210 48L208 49ZM257 49H258V51H257ZM262 49L264 50V48H262ZM259 50H261V51H259ZM225 51H227V52H225ZM255 51H257V52H255ZM94 54L92 56L95 57ZM222 55L224 58L222 57ZM69 56L72 58H70ZM98 57H101V56H98ZM73 58H74V60H72ZM148 59L146 58V60H148V62L145 60H143V61L145 63H147L149 66H153L154 59L153 58H148ZM237 59H240V60H237ZM57 61H58V63H57ZM76 61H78V62H76ZM145 63H143V66L145 65ZM49 66H50V68H49ZM96 66H97V68L93 69L94 68L93 67L92 69L94 71H97V75H98V71H99L97 69H101L102 71L105 68H106V70L108 69V67L106 65H102V63L96 64L95 67ZM102 66L104 67V69H102L103 68ZM53 69L51 70L52 72H53ZM89 70H90V68H89ZM106 70H104V71H106ZM90 71H92V70H90ZM104 71H103V74H104ZM258 72H260V73H258ZM88 73H86V74L89 75ZM31 74H34V75H31ZM90 74H92V73L90 72ZM100 74H101V72H100ZM30 75H31V77H30ZM175 75H177V76L175 77ZM87 77H89V76H87ZM181 77H182V79H181ZM91 78H94V79L91 81ZM83 80H85V81L83 82ZM88 80L91 81L90 84H89ZM86 81H88V84ZM93 82H94V84H93ZM116 82H115V84H116ZM171 84H173V85L176 84V86H173ZM168 85L170 87V88L168 87L169 89H172V90L174 88L175 89L173 91H171V90L168 91V88H166V86H168ZM190 87L191 86L188 85V87L187 88L185 87L184 89L189 90V89H191ZM192 87H195L196 90L199 88H202L205 90L204 86H200V87L192 86ZM78 88H80L81 90ZM99 88H100V90H99ZM195 88H194V90H195ZM111 89H113V90H111ZM230 89L234 91L233 95H232V93L227 94V93H229V91H231ZM241 89H243L244 91ZM191 90H193V88ZM203 91L197 92L196 94H199V96H202V95L205 96L208 94V92H203ZM239 91H240V93H238ZM68 93L70 94V96ZM71 94H72V96H71ZM91 95H93V96H91ZM209 95H208V97H209ZM231 95H232V97H231ZM65 96H68V98L67 97L65 98ZM233 97H235L236 99ZM120 99H121V101H120ZM231 99H233V100H231ZM241 100L243 102H241ZM245 100H246V102H245ZM114 101L115 102L117 101V102L114 103ZM149 101H150L149 104H151V105L146 104ZM169 102H171V103H169ZM222 102H223V105H222ZM167 103H169L170 105ZM242 103H243V105H242ZM249 103H251V104H249ZM42 104H44V105H42ZM246 104H249V105H246ZM105 105L106 106L108 105V107H106ZM185 105H187V104L184 103L183 106H185ZM169 106L172 108L170 109ZM150 107H151V109H150ZM185 109L184 110L186 111V114H187V112L189 110L186 106H185ZM184 110H182V112ZM235 110L237 112H235ZM208 111H209V114H207ZM169 112H170V114H169ZM100 113L104 117L103 118L100 117V119H99V117H97V116H100L101 115ZM234 113H235V115H234ZM252 113H254V114H252ZM165 114H166V117H164ZM184 114H185V112H184ZM214 114H216L217 116H214ZM218 114H220L221 116ZM108 115L111 116L112 113L107 114L106 118L108 117ZM153 115H154V117H153ZM231 115L234 116V118ZM255 115H256V117H255ZM261 115H263V114H261ZM89 116L91 117V119ZM212 116H213V119H211ZM226 116H230V117H226ZM173 117H176V118H173ZM207 117L210 119H208ZM222 117H223V119H222ZM160 118L162 119V121ZM219 118L221 119V122L218 121ZM251 118H253V119H251ZM257 118H258V120H257ZM87 119H89L90 122ZM155 119L157 120V122L154 124V122L156 121ZM255 119H256V121H255ZM99 120H101L103 122H100ZM150 120H153V121L150 122ZM158 120H159V122H158ZM86 121H88V122H86ZM99 122H100V124H99ZM152 122H153V125H152ZM161 122H162V124H161ZM246 122H247V124H246ZM196 123H198V124H196ZM199 123H200V125H199ZM209 123L211 126L208 125ZM158 124H159V126H158ZM155 127H157V128H155ZM210 127H212L213 129L216 128V130H212ZM200 129H203V130H200ZM210 129L212 130L211 134H210ZM244 129H245V127H244ZM199 131H201V132H199ZM202 131H204L203 133H205V134H202ZM208 131H209V133H208ZM194 132H195V134L196 133L197 134L195 135ZM206 133H207V135H206ZM193 134H194V136H196V137H194V140H195V138H197V140H195V141H198L201 143H197V142L195 143L194 142L193 138H191V136H193ZM187 135L190 138V139L187 138L188 141L190 140L189 144L190 145L193 144L195 147L192 146V148H191L190 145H188V147H187L186 143H188V141L185 143V141H186L185 138ZM246 135H247V133H246ZM116 136H118V137L116 138ZM201 137H203L204 139ZM260 137H262V138H260ZM200 138L202 141L200 140ZM250 139H252V140H250ZM114 140L118 141V142H115ZM248 140H247V142L245 140H243V142L245 141L244 146H246L245 143H247V144L249 143ZM257 141H259V143ZM206 142H207V144H206ZM104 143H105V146H102V144L104 145ZM106 145L110 146V148L106 147ZM79 146H80V148H79ZM119 146H122L123 148L119 147ZM124 146L126 148H124ZM248 146H249V144H248ZM89 147L91 148V150H89L90 149ZM112 147H115V148H112ZM117 147H119V149ZM186 147H187V151H186ZM189 147L191 148V152H192L191 154H189V152H188V150L190 149ZM129 148H131V149H129ZM134 148H135V150H134ZM193 149H196V150H193ZM105 150L107 151V153ZM126 150L127 151L129 150L130 152H127ZM112 151H114L115 155H114V153L113 154L110 153ZM115 151L118 152L120 155L117 154V156H116ZM185 151H186V153H184ZM108 152L110 154H108ZM120 152L122 153V156H121ZM182 152L184 154H182ZM241 152L239 151L238 153L240 154ZM106 154H108V156L110 155L111 157H108ZM182 155L189 156V157H186L187 158L186 159V158H183ZM235 156H236V153L234 154L233 157H235ZM239 156L240 157H238V155H237L235 157L237 161L232 160L233 162H235L234 164H240L243 161L244 162L248 161L247 160L248 158H246L245 155H243L242 153ZM105 157H106V159H105ZM233 157H232V159H233ZM244 157L246 158L245 160H244ZM239 158L243 159V160H238ZM188 159H190L191 163L190 162L185 163V160H188ZM178 162L181 165H183L184 163L186 165H183L181 167V165ZM111 165L114 167H112ZM176 165H178L179 168L181 167L180 168L181 172L180 171L179 172L182 175L180 174L179 176H181V177L183 176L182 178H185L187 181L188 180L190 181V183H189V181L187 182V185L186 184L184 185L182 182H179L177 180L176 175L172 176V179L169 178L170 176H168V174H169L168 171L176 170L178 168ZM195 165H193V166H195ZM169 167H171V168H169ZM186 167H187V169H185ZM114 168H115V170H113ZM183 168H184V170H183ZM187 170L189 171V173ZM163 171L166 173H164ZM262 177L264 178V175L261 173V178ZM263 178H262L261 182L264 185ZM208 181H209V183L211 182V180L209 178H208ZM188 183L190 184V186ZM177 184L179 185V187ZM219 186H221V189H222V184H219ZM225 186H224V188H225ZM188 187H189V189H188ZM263 187L264 186H262V189L264 190ZM180 188H181V190H180ZM217 188H219V187H217ZM191 189H192V191H191ZM5 190H7V191H5ZM17 190H19L20 192ZM182 190H183V192H182ZM78 192L80 193L79 195H78ZM108 192H111V193H108ZM122 192H124V193H122ZM191 192H194V193H191ZM7 193H9V194H7ZM68 193H70V194L72 193V195L69 196ZM190 193H191V196H189ZM18 194H21L20 195L21 199H24L22 196L28 195L29 197H31L30 198L31 201L29 200V198H27L28 196L25 197V200H24L25 202L21 199L17 200L19 197ZM73 194H75V195H73ZM113 194H114V196H113ZM65 195L68 196L67 199L69 202L67 201ZM83 195H85V196H83ZM108 195H110L111 200L108 198ZM74 196H76V198H79V196H80L79 201H81V200L82 201L81 202L78 201L79 203L76 201L74 203V201H73ZM49 197H50V200L52 202V203L49 202L50 201L49 200L48 202L50 204L45 202V201H47V199H49ZM98 197H99V199H98ZM111 197H113L114 199ZM64 198L66 201L64 200ZM261 198H263V197H261ZM85 199L87 202H84ZM123 199H124V201H122ZM178 199H180V200H178ZM260 199H257V200L259 201ZM94 200H96L97 204H96V202L94 203ZM18 201H20V202H18ZM109 201H110V203H109ZM14 202H15V204H14L15 206L13 205ZM63 202H64V204H63ZM123 202H126L127 204L123 203ZM67 203H68L67 207H62V206H65V204H67ZM71 203L72 204L74 203V204L71 206ZM92 203H94L96 205L93 204L94 205V207H93ZM27 204H29V206ZM18 205H19V209H18ZM25 205H27L30 208V210H29V208H24V207H27ZM40 206L43 208H40ZM81 206H83V207H81ZM180 206H179V204H177L176 207L174 206L173 207L174 209L172 208L170 210V212H168L165 215V217L161 218V220L158 221V223L155 222L156 225L150 226V227H152V230L150 229L151 232L149 233V235L147 234V236L144 238V240H143L144 242L141 241V243H143V245L140 243V245H142V246L138 245L140 247H136V249L131 248L133 250H130V247H133V245H131L133 243L130 240V238L131 239L134 238L133 237L134 235H132L134 232H130L131 229H133L131 225H130L131 227L129 226L131 229H129V227H128V225H129L128 222H130V224H131V221H128V220H130L129 219L130 215H129V217L127 214L124 216L120 213H118V214L116 213V215H114V212H113L114 216H111L110 219L107 218L108 219V221H107V219L105 218L107 216L105 215L103 218L102 217L103 214H101V216H100L101 219L98 217L97 220L99 219V221H102L103 219H105L106 221L103 220L102 222L104 223V221H105L106 223H104V225L102 226L100 222H97L99 224V226L101 225L100 227H103L104 229H106V228L110 229L109 232L111 230H113L114 234L116 236L118 235L117 233L119 231V234L122 236H120V235H118V236L122 237L124 239L125 238L127 239V241H124V242L122 241V247L120 246L121 248L119 247V245H121L120 243L114 244L115 246L113 244H111L112 247H110L109 253L110 252L112 253L113 251H115V252L112 253L111 256L108 255L109 253L108 254L105 253V255H108L106 260H108V258L111 259V257L117 256V258L115 257V259H117V261L113 260L114 262L112 264H120L123 261H125V263H126V261L129 262V261H132L134 258H136L135 257L136 255H138V254L140 255L141 254L140 252H142V254H143V249H144V252H147L148 251L147 249L153 245V240L157 239L156 237L154 238L153 235L157 236V234L160 233L159 228H161V227L163 228L164 224L169 225L171 218L177 212V209H175V208H180ZM262 206H264V200H263ZM61 208H63L61 211L62 215L58 216V215H60L58 213H60ZM58 209H59V211H58ZM108 209L111 210V208H108ZM108 209H107V211H108ZM70 210H71V208H70ZM98 210L97 211L95 210V212H97L96 215H98V213L102 212L101 210H100V212ZM129 211H130V209H129ZM53 213L56 215L55 217H54V215H52ZM106 213H108V212H106ZM109 214L111 215L112 212H110ZM51 215L54 219L51 218ZM119 216H120L121 220H119ZM167 217L170 220L167 219ZM35 218H34V220H36ZM41 220L38 223H41V222L46 223V222H44L45 221L44 219H41ZM166 220H167V223H166ZM46 221L49 222L50 220L48 221V219H47ZM168 221H169V223H168ZM125 223L127 224V226L125 225ZM248 223L250 224V222H248ZM49 224L52 225V221ZM98 224H97V227H99ZM108 224H109V226H108ZM25 226H27V227L25 228ZM105 226H107V227H105ZM162 228H161V230H162ZM126 229H129V231ZM134 229L136 232V227ZM134 229L132 231H134ZM30 231H31V233H30ZM51 231H52V229L49 231V233H51ZM53 231H55L54 228H53ZM53 231H52V233H55ZM129 232L132 233L131 234L132 236L130 235ZM253 234H255V233H253ZM23 236H24V238H23ZM108 237L109 236H107V239L110 240V238L112 236L110 238H108ZM151 237H153V238H151ZM262 237L264 239V236H262ZM262 237L258 238L257 235H255V236H252L251 239L253 242H254V240L257 239L258 245L260 243L263 245L264 241H263ZM28 238L30 241L27 240ZM180 238L181 239L184 238L183 240L186 242V244H183L185 242L180 241L181 247H180V245H178L180 248H182L181 250H183L182 251L183 255L188 252V251H186L185 247L186 248L188 247L189 250L191 248H193V250H195L197 248L196 252L195 251L194 252L196 254L198 253L199 257L195 256L196 259L192 260L196 264H204V263L208 264V262L207 263L205 262L206 259H208L207 258L208 256L213 258V259L211 258L212 261L213 260L217 261L218 259H219L218 261H220V260H222L220 258L221 257L223 258L224 254L220 253L222 251L223 246L220 247L221 250H219V248H217L218 251H217V249L214 248V250H215L214 255H209L212 253L211 247L209 245V242L206 243L207 241L205 239H203L202 242H200L201 239L197 242V240L194 241L192 237L191 238H187V237L185 238V236H182ZM115 239H114V241H115ZM124 239H122V240H124ZM258 239H260V240H258ZM2 240H3V242H2ZM111 240H113V238H111ZM150 240L152 241V244H151ZM26 241H29V242H26ZM204 241H206V242L204 243ZM257 241H256V243H257ZM38 243L39 242H37V244L36 243H33V244H36V247H37V245H40V247H39V250H40L41 244H38ZM110 243H111V241H110ZM123 244H126V245L123 246ZM137 244H139V243H137ZM3 245H5V246H3ZM208 245H209V247H208ZM220 245H222V244H220ZM163 246L164 245H162V247ZM250 246H251V244H250ZM113 247H115V249ZM145 247H146V251H145ZM179 247H178V249H180ZM204 247L209 248V250L207 249L208 253H207V251L204 250L205 249ZM234 247L235 246H233L232 248H234ZM118 248H120V249H118ZM202 248H204V249L202 250ZM41 249L43 250V247ZM45 249H48V247H45ZM161 249H163L165 251V248H161ZM236 249H237V247H236ZM261 249H263V246ZM37 250H38V248L36 250H34V252L36 253ZM124 250H126V251L124 254H122V252H124ZM159 250H157V251H159ZM214 250H213V252H214ZM119 251L120 252L122 251V252L119 253ZM201 251H205L206 253L205 252L201 253ZM209 251H210V253H209ZM231 251H232V249L230 250V252ZM234 251H233V253H234ZM15 252L18 253L16 257L14 256ZM189 252H191V251H189ZM225 252H223V253H225ZM38 254H40V251H38ZM113 254H114V256H113ZM203 254H204V256H203ZM227 254H228V251H227ZM234 254H235V256H237L236 252ZM239 254H240V252H239ZM124 255H126V257H124ZM225 255H226V253H225ZM219 256H220V258H219ZM227 257H228V255H227ZM238 257H240V256H238ZM104 258H105V256H104ZM119 258H122V260H120ZM202 258H203V260L205 258L206 259L204 261H202ZM224 258H225V256H224ZM11 260H13L14 263ZM234 260H235V257H234ZM234 260H232V261H234ZM104 261L105 260L101 261L102 263L101 262L100 263L101 264L108 263L107 261L104 263ZM110 261L112 262V260H110ZM222 261H221V263H222ZM236 262H237V260H236ZM94 264H97V263H94ZM109 264H111V263L109 262ZM214 264H215V262H214ZM229 264H231V263H229Z\"/></svg>",
	"mask_w": 264,
	"mask_h": 264
}]
</instances>
